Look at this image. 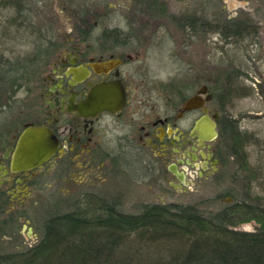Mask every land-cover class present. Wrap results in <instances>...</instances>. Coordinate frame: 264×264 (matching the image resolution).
I'll return each instance as SVG.
<instances>
[{"label":"flooded vegetation","instance_id":"obj_1","mask_svg":"<svg viewBox=\"0 0 264 264\" xmlns=\"http://www.w3.org/2000/svg\"><path fill=\"white\" fill-rule=\"evenodd\" d=\"M160 1L167 5L166 0ZM189 14L174 15L167 9V16L152 18L142 13L140 19L132 20L139 21L138 28L129 23L127 32L114 28L107 30V33L76 34L67 42L70 43L69 47L62 42L64 48L52 61L40 93L44 115L34 122L47 125L54 131L60 143L56 155L38 168L11 172L10 155L6 157V152L14 147L22 129L0 130V193L7 199L6 214L16 213L10 210L12 203L24 206L34 190H50V195H66L62 198L79 195L81 190H87L84 187L99 186V181L108 173L124 177L122 186L125 185L126 189L117 185L118 196L115 199L107 197L109 200H121L122 196L135 194L148 176L152 184L150 188H159L163 193V181L166 180L173 190L178 191L173 182L180 178L171 168L179 174L184 173L185 179L191 177V169L198 170V174L205 172L207 176L219 170L221 163L215 155V141H207L205 147H200L199 139L192 136L196 121L206 114L211 116L214 94L204 107L190 111L182 109L183 103L197 94L203 85H207L208 92L213 93L208 80L185 84L184 95L179 99V85L173 81H158L156 86L163 88L165 94L160 100L164 101L165 111H160L156 104L146 105L147 100L137 98L139 93L143 97L146 95V56L152 47L157 48L154 50H158V53H167L170 58L179 55L175 49L177 46L171 44L177 43L170 33V27L181 32L185 40L189 38L183 43L185 45L186 42L193 43L195 36L199 40L210 41L212 35H218L211 31L212 16L206 9L204 20H196L198 33L188 28L189 19L186 16ZM180 17L186 18L178 24ZM261 27L260 23L249 17V13L230 19L221 17L223 32L219 37L225 49L238 44L245 50H252L260 44L258 35ZM113 30L117 32H109ZM162 30L166 33L159 34ZM70 68H78L79 72L87 69L88 75L82 81L75 82L73 75L68 74ZM108 82L120 83L124 91V104L117 113L101 111L95 117L84 118L67 111L66 104L71 96H74V102H78L85 98L90 87ZM215 159L217 163H214ZM52 173L53 179L50 178ZM76 176L84 179L77 181ZM89 176L96 178V182L89 181ZM56 183L62 185L65 192L62 193ZM140 194L133 198L141 200ZM138 204L132 205L134 210ZM35 235L36 241L24 246L34 245L38 241L37 232Z\"/></svg>","mask_w":264,"mask_h":264},{"label":"trees","instance_id":"obj_2","mask_svg":"<svg viewBox=\"0 0 264 264\" xmlns=\"http://www.w3.org/2000/svg\"><path fill=\"white\" fill-rule=\"evenodd\" d=\"M46 1L0 0L12 12L1 36L29 39L30 44L25 54L10 59L0 55V110L10 107L21 90L34 92L39 100L45 74L64 48L52 21L45 17ZM133 7L138 16H167V5L160 0H133ZM211 16L212 33L221 35V16L214 12ZM186 17L188 28L198 33L196 20H204L205 15L199 17L196 11ZM186 17H180L178 24ZM81 23L85 26V18ZM75 32L93 34V27H79ZM220 82L217 80L212 90L214 97L222 99L228 89ZM183 88L179 86L178 99L184 95ZM222 110L215 153L223 167L234 162L232 179L241 182L242 193L237 188L227 190L219 196L222 202L217 209H202L198 204L141 202L134 212H128L119 200L81 190L79 195L55 198L35 226L38 241L10 252L1 244V237L16 233L17 215L4 214L7 199L0 193V264H264V193L254 191L256 173L247 152L252 136L241 130L238 118ZM228 197L231 202L223 200ZM18 214L26 215L24 211ZM250 221L258 222L259 228H237Z\"/></svg>","mask_w":264,"mask_h":264},{"label":"rangeland","instance_id":"obj_3","mask_svg":"<svg viewBox=\"0 0 264 264\" xmlns=\"http://www.w3.org/2000/svg\"><path fill=\"white\" fill-rule=\"evenodd\" d=\"M166 1L169 12L174 15L180 16L182 13L197 11V15L202 17L205 15L206 9L207 13L214 12L223 19H230L249 13V17L262 25L258 35L260 44L252 50H245L238 44L225 49L219 35H212L210 41H204L202 38L199 40L195 36L193 43L186 42L185 45L183 43L189 38L185 40V36L181 32L170 27V33L173 34L172 36L177 43L171 44L177 46L175 49L179 55L177 58H170L167 53H158V50H154L157 48L152 47L151 52H148V56H146V95L143 97V94L139 93L137 98L147 100L146 105L156 104L160 111H165L164 101H160L165 94L163 88L156 86L158 81L166 83L173 81L181 86L208 80L212 90L216 81L221 80L220 86L227 88L228 93L222 99L219 95L215 96L211 102V107L213 111L220 113L224 108V113L238 118L241 130L252 136L247 146V152L249 153V164L256 173V178L253 180L254 191L264 193V0ZM43 4H46L45 7ZM43 4L45 17L52 21L57 36L64 43L74 38L75 29L79 27L87 29L91 26L93 27V34H100L104 30L114 28L120 29L121 32H127L129 23L133 24L134 28L139 26V21L132 22L134 19H140L137 12L132 11L134 8L133 0H47ZM11 15L12 12L5 9L0 3V55L2 54L4 58L9 59L17 54H25L30 49L29 39L1 36L2 29L9 25L8 19ZM82 18H85V26L81 23ZM163 33L166 32L164 30L159 32V34ZM69 45L70 43H67L65 47H69ZM171 48L170 46L169 49ZM50 68L51 66H49L46 74L50 73ZM238 69L243 73L237 72ZM33 93L28 94L21 90L13 97L14 101L10 107L1 108L0 126L2 130L16 129L20 131L24 124L34 123L44 115V106ZM138 107H143V105H138ZM8 122H11L10 126L6 125ZM217 142L218 139L213 143L214 151H216ZM234 169V162L227 167L220 164L219 170L209 176L205 172L198 174V170L193 171L191 169L189 170L191 177L188 176V179L174 180V186L179 189L178 191L173 190L164 180L163 193H160L159 188H150L152 184L149 182L150 177L148 176L135 194L130 193L128 197L122 196L123 199L119 201L122 203L121 207L128 212H134L132 205L140 202L198 204L202 209H217L222 202L221 199H218L219 196L227 190L237 188L241 193L243 192L241 182L236 180L233 182ZM110 175L108 173V176H104V179L99 181V186L93 188L87 186L83 189L86 188L115 199L118 196L117 185L124 190L126 186H122V183H125L123 175L116 177ZM50 178H54L53 173ZM81 178L76 176L77 181ZM89 181L96 182V178L89 176ZM55 185L60 186L62 193L65 192L62 185L57 183ZM139 192L142 199L135 200L133 197ZM50 193V190H34L24 206L12 203L10 210L16 212L14 215L17 214L16 225L18 229L16 233L15 231L12 233L11 237H1V244L6 247L8 252L19 251L20 246L36 241L35 226L40 224L44 211L49 209V205L55 198L66 196L59 193L50 195ZM223 200L225 202L232 201H229L228 198ZM15 210L20 213L24 211L27 216H22V214L19 216ZM4 214L6 215V213ZM237 228L254 231L259 228V223L250 221L239 225ZM15 244H17L15 249H10Z\"/></svg>","mask_w":264,"mask_h":264},{"label":"water","instance_id":"obj_4","mask_svg":"<svg viewBox=\"0 0 264 264\" xmlns=\"http://www.w3.org/2000/svg\"><path fill=\"white\" fill-rule=\"evenodd\" d=\"M69 73L73 75L75 82H80L88 75V70L84 69L83 72H79L78 68H70ZM208 91V86L203 85L197 94L183 103L182 109L190 111L204 107L205 103L213 97V93ZM203 94H206L205 98ZM123 104L124 91L120 83L108 82L90 87L85 98L78 102H74V96H71L68 104H66V109L78 116L92 118L101 111L117 113ZM205 111L208 112L207 108ZM219 117L220 112L213 111L211 116L206 114L196 121L192 136L199 139L200 147H205L207 141L214 142L219 138ZM59 144L58 138L49 126L33 123L24 124L14 147L9 148L6 152V157L10 155L9 170L11 172L27 171L44 165L56 155ZM202 154L204 155V153ZM194 157L196 158V156ZM217 162L218 160L215 159L214 163ZM171 169L182 181L185 179L184 173L179 174L177 170ZM6 172L7 170H5ZM228 200L231 201L232 198L228 197Z\"/></svg>","mask_w":264,"mask_h":264}]
</instances>
